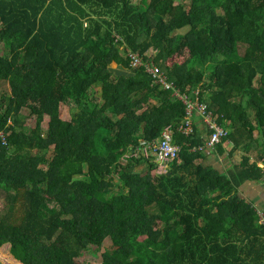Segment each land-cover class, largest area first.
Instances as JSON below:
<instances>
[{
	"label": "trees",
	"instance_id": "trees-1",
	"mask_svg": "<svg viewBox=\"0 0 264 264\" xmlns=\"http://www.w3.org/2000/svg\"><path fill=\"white\" fill-rule=\"evenodd\" d=\"M0 45V258L85 264L109 238L101 264H264L238 192L264 183V0H0ZM127 50L199 88L225 167L192 151L210 131L195 117L181 134L183 102ZM166 128L180 150L158 173L142 151Z\"/></svg>",
	"mask_w": 264,
	"mask_h": 264
},
{
	"label": "built area",
	"instance_id": "built-area-1",
	"mask_svg": "<svg viewBox=\"0 0 264 264\" xmlns=\"http://www.w3.org/2000/svg\"><path fill=\"white\" fill-rule=\"evenodd\" d=\"M126 56L128 58L130 68L144 66L146 72L151 75L154 82L161 84L164 89H173V94H175L177 98L183 102L185 106V115L183 123H181L178 128V131L181 134H184L187 137L193 134V118L195 117H199L204 126H206V128L210 131L204 145L193 148L192 151L198 150L207 155L212 154L217 156L215 154L216 146L219 145L222 139L227 136V130L217 124V117L207 110L206 104L200 102L199 88L193 90L190 94L188 92L180 93L173 87V83L166 78V75L160 71L157 66H152L150 63L144 62L141 55L127 50ZM172 134V130L166 128L162 132L159 140L150 143L143 148V152L145 151L146 156L153 157L155 163L158 164L159 169L163 168L164 172L167 170L168 164L176 158L180 150V148L173 142ZM0 136H2L1 133ZM255 211L259 223L264 226V207H255Z\"/></svg>",
	"mask_w": 264,
	"mask_h": 264
},
{
	"label": "rangeland",
	"instance_id": "rangeland-1",
	"mask_svg": "<svg viewBox=\"0 0 264 264\" xmlns=\"http://www.w3.org/2000/svg\"><path fill=\"white\" fill-rule=\"evenodd\" d=\"M178 1V0H176ZM187 31V29H181L179 31H177V33H185ZM121 49V47H120ZM3 49L0 45V54H3ZM148 57H153L154 55V52L152 51H149L147 54H146ZM113 65V64H112ZM112 67H115L114 65ZM0 87L1 89L4 91V92H7L9 93V87H8V84L6 81H1L0 83ZM28 110L26 109H22L21 111V115L25 118L24 120V123H25V126L26 127H32L33 126V117L30 116L27 112ZM61 113H62V116H64V118L66 117V119H68V111L66 108H62L61 109ZM199 118V117H198ZM46 124V120L43 122V126H45ZM142 154L146 156L145 154V151L143 152L142 151ZM241 153L237 152V153H234L233 157H235L234 159H236V161L240 160L241 158ZM214 163L217 164V168H222L223 166L225 167V161L222 159H215L213 161ZM144 166L145 165H142L139 167V170H144ZM157 172L158 173H164V169L163 168H158L157 169ZM111 244V240L109 238H107L103 244V246H101L100 248H97V247H93L91 248L90 250L86 251L81 257L80 259L85 263V264H101L102 263V254H103V251ZM5 248H8V245H6ZM8 250V249H7ZM4 251V250H3ZM8 256V255H7ZM0 264H19L18 262H15L14 260H12L10 258V256L8 257H4L2 256L0 258Z\"/></svg>",
	"mask_w": 264,
	"mask_h": 264
},
{
	"label": "crops",
	"instance_id": "crops-1",
	"mask_svg": "<svg viewBox=\"0 0 264 264\" xmlns=\"http://www.w3.org/2000/svg\"><path fill=\"white\" fill-rule=\"evenodd\" d=\"M237 153V152H236ZM241 153V152H239ZM242 155V153H241ZM212 158V157H211ZM216 159H221L219 156H214ZM235 158V157H233ZM236 160V159H235ZM261 165V164H259ZM262 167V165L260 166ZM238 192L244 196L246 199L249 200L256 208L264 207V183H253V182H246L242 184Z\"/></svg>",
	"mask_w": 264,
	"mask_h": 264
}]
</instances>
